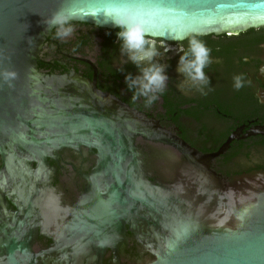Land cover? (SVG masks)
Masks as SVG:
<instances>
[{"label": "water", "instance_id": "95a60500", "mask_svg": "<svg viewBox=\"0 0 264 264\" xmlns=\"http://www.w3.org/2000/svg\"><path fill=\"white\" fill-rule=\"evenodd\" d=\"M57 12L100 29H118L105 16L131 15L148 38L167 43L264 28V0H0V71L17 73L11 88L0 79V192L20 199L18 212L3 211L0 264H83L75 257L115 247L125 226L153 256L148 264H264V176L221 185L203 157L87 80L39 73L53 29L44 21ZM136 138L182 154V163H170V183L153 182ZM80 147L96 156L85 178L90 222L66 225L70 255L60 240L35 254L29 193L38 182L49 187L47 159ZM82 234L91 237L74 238ZM53 251L60 259H46Z\"/></svg>", "mask_w": 264, "mask_h": 264}, {"label": "flooded vegetation", "instance_id": "af4514ba", "mask_svg": "<svg viewBox=\"0 0 264 264\" xmlns=\"http://www.w3.org/2000/svg\"><path fill=\"white\" fill-rule=\"evenodd\" d=\"M71 25L75 31L64 41L53 38L55 28L47 35L37 56L39 73L76 74L87 80L100 95L117 102L131 114L152 121L203 157L208 171L221 185L228 186L242 176H264V28L197 37L211 50L210 64L204 69L210 81L204 88L207 95H201L195 88L191 91L177 88L184 78L176 71L180 55L176 49L180 45L187 49L188 38L164 42L172 50L154 61L166 65L167 88L151 107H145L144 98L132 102L131 92L126 89L124 76L128 73L135 76L138 72L131 63L121 64L124 57L116 37L119 29H100L74 22ZM159 51L162 53L163 49ZM120 67L123 72L117 71ZM240 73L244 74L246 84L235 90L232 77ZM135 146L144 155L153 182L170 183V163L178 165L184 161L173 147L140 138H136ZM95 160V152L82 147L61 149L54 160H46L52 169L49 187L44 190L38 182L36 192L29 193L32 212L25 220L33 234V253L46 252L60 240L64 254H71L66 225L74 220L89 221L85 178ZM19 201L16 194L0 192V221L4 220L3 211L18 212ZM83 236L74 238L91 237ZM75 258L83 259V264L92 259H98V264H148L154 259L126 226L122 240L115 247H103L99 256L91 248ZM46 259L57 260L60 255L53 251L46 254Z\"/></svg>", "mask_w": 264, "mask_h": 264}, {"label": "clouds", "instance_id": "9594fccd", "mask_svg": "<svg viewBox=\"0 0 264 264\" xmlns=\"http://www.w3.org/2000/svg\"><path fill=\"white\" fill-rule=\"evenodd\" d=\"M111 22L119 29L116 33L120 41V54L124 59L121 64H133L138 74L133 76L128 73L124 76L126 89L131 92V101L135 102L144 98L145 107H151L167 88L169 77L165 74L166 65L154 61L155 57H161L170 50L163 40L158 41L148 38L144 28L131 15L105 16L104 23ZM47 28H55L54 39L64 41L71 37L75 31L69 17L60 12L54 13L44 21ZM99 23V21H98ZM163 49L161 53L159 49ZM75 53L76 48L72 49ZM180 53L176 71L184 78L177 84L180 91L196 89L201 95H207L204 91L209 86V78L204 69L210 64V49L195 35L188 37L187 49L179 46L176 49ZM117 71L123 72L122 67ZM17 78V73L12 70L0 71V79L9 87H13L12 81ZM233 88L240 90L245 87L246 80L243 73L232 77Z\"/></svg>", "mask_w": 264, "mask_h": 264}]
</instances>
